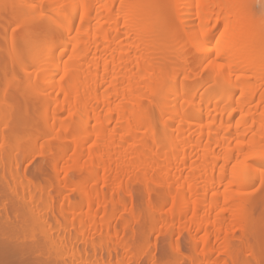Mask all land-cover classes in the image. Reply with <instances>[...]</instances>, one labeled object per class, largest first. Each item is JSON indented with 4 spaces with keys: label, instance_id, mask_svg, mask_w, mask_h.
Returning a JSON list of instances; mask_svg holds the SVG:
<instances>
[{
    "label": "bare ground",
    "instance_id": "obj_1",
    "mask_svg": "<svg viewBox=\"0 0 264 264\" xmlns=\"http://www.w3.org/2000/svg\"><path fill=\"white\" fill-rule=\"evenodd\" d=\"M232 1L174 2L175 18L195 48L199 74L183 65L184 46L177 51L182 59H174L182 62L167 69L169 27L140 0H39L42 26L31 0H14L10 18L22 33L9 46L4 43L7 47L1 30L3 16L10 14L3 12L13 2L0 0V45L26 80L25 96L21 93L26 105L15 113L13 100L21 102L12 93L17 71L11 77L8 65L0 63L6 84L3 90L0 86V264L137 263L141 254L135 252L143 250L135 251L125 239L141 219L126 197L132 183L148 191L150 229L193 233L191 264H240L241 249L253 254L255 264H264L246 244L256 223L240 194L262 173L254 165L264 167V22L253 27V22H239L242 9ZM32 68L46 85L43 99L36 97ZM27 126L33 129L32 141L23 134ZM50 152L54 160L44 185L35 170L20 171L19 161ZM83 170L88 183L71 176ZM159 194L170 199L168 212L167 201L152 200ZM54 195H63L62 200ZM232 202L229 217L219 212ZM119 211L128 217L117 227ZM239 231L243 246L237 251L229 237ZM74 242L89 245V253ZM173 249L183 256L180 243ZM120 250L122 260L117 259Z\"/></svg>",
    "mask_w": 264,
    "mask_h": 264
},
{
    "label": "rangeland",
    "instance_id": "obj_2",
    "mask_svg": "<svg viewBox=\"0 0 264 264\" xmlns=\"http://www.w3.org/2000/svg\"><path fill=\"white\" fill-rule=\"evenodd\" d=\"M14 0H4V2L5 3H7V4H11L10 2H13ZM141 1V4H147V5H149V6H151V7H153V11H155V13H157L158 14V12H159V14H161L163 17H164V21H165V26L168 28L169 27V33H170V35H171V39L169 40V44H170V48H169V50H171V52L169 51L168 53H167V62H166V67H167V69L170 71V70H173V69H176L177 67H178V62H180L181 61V57L180 56H178L179 55V53L177 52L178 51V49L180 48V46H184V47H186V50H185V55H187L186 56V58H188V59H182V63H183V65L187 62V69L189 70V71H198V73L200 74V72L202 73V71H200L199 72V70L198 69H196L195 68V62H196V55L194 54L195 53V48L192 46V42L191 41H189L188 40V37L185 35V33L183 32V29H182V27H181V25H180V23L177 21V19L175 18V8H176V4H174V2H176V0H140ZM31 2H32V4H33V6H34V9L36 8V13H35V20L37 19L38 20V22H37V24L39 25V26H42L41 24L43 23V20L41 21V18L39 17L40 16V14H41V9L40 8H38V5H39V0H31ZM234 2V3H233ZM236 2V3H235ZM153 3H156L155 5H153ZM233 3V4H232ZM237 3H238V1L237 0H233L232 2H231V6L233 5L234 7H236V8H238V9H240L241 10V18L239 17V19H241V20H239V22L241 21V22H243V24L244 23H246V22H253V25H252V27L253 26H256L257 24H259V23H261V22H264V0H240V2L238 3V6H237ZM6 4V5H7ZM7 6H9V5H7ZM12 8L13 7V9H15L16 8V4L13 2L12 4H11V6H9V8ZM6 8V7H5ZM10 8V9H11ZM155 8V9H154ZM5 10V9H4ZM7 10H9L8 9V7H7ZM6 10V11H7ZM3 12L4 13V15H6L7 13L8 14H12V9L10 10V11H8V12ZM35 12V11H34ZM43 12H45V11H42V14L41 15H44L43 14ZM243 13V14H242ZM7 15V17L5 18L3 15V19H5L6 21H8V22H6L5 20L3 21V23H4V26H8L9 28H7V32L5 31V29L4 28H6V27H4L3 28V25L0 27L1 29L3 28L4 29V31L8 34V35H6V33H5V35H4V31H2L1 30V32L3 33L2 35V37H7L6 39H7V43L6 42H4L3 40H1L2 38H0V40L3 42V43H1V44H3L4 45V43L7 45V44H10V41H11V39L12 38H19L20 37V35L21 34H18V33H20L21 31H20V29H22V27L20 28V26L18 27V26H16L15 24L13 25V23H15L14 22V18H12L13 19V22H12V20H11V18H10V16H12V15ZM243 18V19H242ZM30 20V19H29ZM41 21V22H40ZM11 22V27L9 26V24L8 23H10ZM35 22V23H36ZM79 22L80 21H76L75 23V27H76V29L81 25V23L79 24ZM1 23H2V19H1ZM167 23V24H166ZM31 24H33V25H35L36 26V24H34V23H32L31 22ZM77 24H79V26L77 25ZM240 24H242V23H240ZM19 25V24H18ZM77 25V26H76ZM163 25H164V23H163ZM30 26H32V25H30ZM34 26V27H35ZM0 32V33H1ZM18 32V33H17ZM22 33V32H21ZM174 34H175V36H174ZM183 34V35H182ZM179 35H181L180 37H177V36H179ZM189 39H190V37H189ZM0 41V42H1ZM172 41V42H171ZM172 44V45H171ZM6 45H4V46H6ZM3 46V47H4ZM7 46H9V45H7ZM6 46V47H7ZM0 47H1V52H0V63H2V65L3 64H7L8 65V71H9V76H13L14 75V73L17 71L16 69H14V67L15 66H13V64H12V62L10 63V58L8 57V56H5V54H6V50H8V48H3L1 45H0ZM3 48V49H2ZM176 48H177V50H176ZM173 49V50H172ZM29 50H27V51H23V56H26L29 52H28ZM174 51H176V53L174 52ZM27 52V53H26ZM31 52H32V50H31ZM5 53V54H4ZM172 53V54H171ZM187 53V54H186ZM4 54V55H3ZM175 54H177V55H175ZM180 55H182V57H183V53L181 52V54ZM185 55H184V57H185ZM171 56V57H170ZM180 57L181 59H180V61H175L174 59L176 58V59H178V57ZM1 57H3V58H1ZM174 57V58H173ZM7 58V59H6ZM2 59V60H1ZM5 62H4V61ZM186 60V61H185ZM3 61V62H2ZM180 62V63H181ZM185 62V63H184ZM176 63H177V65H176ZM179 63V64H180ZM15 68H17V67H15ZM173 68V69H172ZM196 70H195V69ZM33 69V68H32ZM31 69V72H32V74H34L33 76H32V78H31V82L32 83H35V85H36V87H37V93H38V96H36V97H38V98H41V99H43L45 96L43 95V93H45V89H46V85H45V83H44V80L43 79H41L40 77H39V75L37 74L38 72L36 71V70H32ZM19 71V70H18ZM16 72L15 74H16V79H15V77L13 78V79H15V81L16 80H18L17 82H15L16 84V87H15V89L17 88V91H15V89L14 90H12V93L14 92V96H16L15 98L17 99V98H20V101L21 102H19V100L17 99L16 101H15V99L13 100V103L15 104V108H14V104H13V108H14V112L15 111H17L18 109H20L21 108V110H23L25 107V105H26V103L25 102H23V100H22V98H24L23 97V95L25 96V94H24V92H26V80H25V77H24V74L21 72V71H19V72ZM35 71V72H34ZM37 74V75H36ZM17 75H19L18 76V78H17ZM60 78L59 77H57L56 78V83H58L60 80H59ZM59 80V81H58ZM5 82V80H3V79H1L0 80V86L2 87L3 86V88H2V90L3 89H5L6 88V86L4 87V85L3 84H5L4 83ZM211 84V83H210ZM6 85V84H5ZM210 86V85H209ZM208 85H207V87H209ZM0 87V88H1ZM206 87V88H207ZM206 88H205V91H206ZM19 89V90H18ZM262 89H264V86L261 88V90ZM2 90H0V92L2 91ZM204 90V89H203ZM202 90V92H201V94H203L204 93V91ZM260 90V91H261ZM15 92H17V94L15 93ZM263 92V91H262ZM21 93H23V95L21 94ZM40 96V97H39ZM12 97H13V95H12ZM18 101V103H16ZM25 101V100H24ZM23 103V104H22ZM157 106H159V105H157ZM23 107V108H22ZM12 108V109H13ZM32 109V108H31ZM32 112V111H31ZM15 113H18V112H15ZM22 113H24V112H22ZM25 114V113H24ZM24 114H23V116H24ZM29 114H31V113H29ZM36 114H38V113H36ZM41 114V113H40ZM40 114H38L39 116H40ZM33 115V114H32ZM38 115L36 116V115H34V117H38ZM27 116V114H25V117ZM24 117V118H25ZM30 117V116H29ZM32 117V116H31ZM39 118V117H38ZM27 119V118H26ZM28 120V119H27ZM52 120V119H51ZM26 125V124H25ZM27 125H28V123H27ZM29 126H27V128L25 129L24 127V130H26L27 132H25L24 133V131H23V134H24V136H25V134L26 133H28L29 135H28V137H27V134H26V137H27V139L26 140H28V138L32 135V133H33V129L32 128H28ZM31 127V126H30ZM41 128V127H40ZM57 131H58V129H56ZM55 130V131H56ZM56 131V132H57ZM31 134V135H30ZM31 138L32 137H30L29 139L31 140ZM55 139V141L52 139V144H53V146H55L56 147V145H57V140H56V138H54ZM32 141V140H31ZM30 142V141H29ZM54 142H55V144H54ZM42 145H43V143H42ZM40 146V148H41V145H39ZM88 147H89V145H87ZM53 151H55V149H53ZM52 152V151H51ZM51 152L50 153H47V154H45V155H42V154H44V153H40L39 154V156L38 155H35V159H34V155L33 154H31L30 156L32 157V159L31 158H29V160L27 159L25 162L24 161H19V166L21 165V168L19 167V169H20V171L22 172L23 171V169L25 170H27V168H28V171L27 172H31L32 173V171L33 172H35L36 171V173L38 174V180H39V183L40 184H42V185H44L45 183H46V179H47V174H48V165H49V161L53 158V160H54V157H52V155H51ZM53 154V153H52ZM53 160H51L50 162H53ZM253 164V163H252ZM50 166V165H49ZM256 168H259V169H261L262 170V173H254V172H249L250 174H251V176H255L256 174L259 176H257L256 175V178H257V182L255 181V179H254V181H255V183H253V185H251V186H249L248 188H246L245 190H242L241 192H240V194H242V196L243 197H245V200H247L246 201V204H245V209H246V213L248 214V211H249V213L250 214H248V215H252L251 216V218H255L254 219V223H256V224H253L252 223V225L255 227V229H256V232H255V234L252 232L251 233V231H250V233L251 234H254V235H246L247 236V238L248 239H250V240H246V244H249V248L251 247V248H254V250H253V252H255V254L256 253H258V255H260L262 258H264V238H262L263 240H262V242H261V245H259V243L260 242H258V238L261 236H257V234H258V228H259V231L261 230V233H262V231H263V225H262V227H258L257 228V226H260V222H258L259 220H261L262 221V218H263V214H262V210H264V167H263V165H261V164H256V165H254ZM27 167V168H26ZM35 170V171H34ZM37 170H39V171H37ZM87 171H85V170H83L82 171V174H80V172H77V173H74V175L71 173V176H75L74 177V180L75 181H77V182H79V181H81V182H84V183H86V181H87V183H88V178H89V175H88V173H86ZM79 174V175H78ZM56 174H54L53 176H54V178H56V176H55ZM64 176H65V173L64 172H62L61 174H60V178L62 177V178H64ZM263 176V177H262ZM57 177H58V175H57ZM78 177V178H77ZM260 177H262V182H260L261 181V179H260ZM135 184V185H134ZM104 185V184H103ZM133 185V186H132ZM102 186V183L99 185V187H100V189L102 188L103 190L105 189L106 190V186L104 185V187H101ZM144 186H142L140 183H132L131 185H130V190H131V192H132V194H130V195H128V196H126L127 197V200H128V203H130L129 204V206H131L132 208L134 207V208H136L135 210H137L139 213H140V216H141V219H140V222L139 223H134V224H132V226L130 227V229L128 230V233H127V235H126V240H127V242L129 243V245L130 246H132V248L135 246V248L136 249H134L135 251L137 250H140V248H141V250H143V251H139V253L138 252H135L136 253V255H140L141 254V257H139V260L137 261V263H135V264H175V262L177 263V264H179L180 263V261L183 263V264H191L190 263V260H189V257H188V255L191 253L190 252V250L192 251V249H191V247L193 246V241H194V239H192V236L194 237V235H193V233L192 234H190V233H188V232H184L182 235L180 234V233H171L170 234V232H168L167 233V231H165V229H164V227L162 226V228L161 229H164L163 231L160 229V232H157L155 229L154 230H152V229H150V228H152V226L150 227V224H152L151 222V216H147V215H149L148 213H146V209H149V208H146L145 206H147L148 207V205H146V203H148V201H149V194H148V191H146L145 190V187L143 188ZM161 190V191H160ZM159 191L160 192H162V189H160ZM72 192H70L69 194H71ZM68 195V194H67ZM72 196H71V198L73 199V197H76L75 195L73 196V193L71 194ZM55 196V199H57L58 200V202H60L62 199H61V197L63 196V195H61L60 197L58 196V197H56V195H54ZM157 197H158V199L154 196V198L152 199L154 202L156 201L157 202V200L160 202V198L161 197H159L160 196V194L159 195H156ZM162 196V195H161ZM163 197V196H162ZM60 198V199H59ZM129 198H130V200H129ZM247 198V199H246ZM74 199H76V198H74ZM73 199V200H74ZM132 199V200H131ZM147 199V200H146ZM150 199H151V197H150ZM161 199H163V201L165 202V201H167V199H168V201H170V199L168 198V197H166L165 199H164V197L163 198H161ZM60 200V201H59ZM143 200H144V202H143ZM56 201V200H55ZM145 201H146V203H145ZM152 201V202H153ZM167 201V202H168ZM57 202V201H56ZM151 202V201H150ZM154 202H153V204H154ZM164 202H163V204H164ZM24 203H26V202H24ZM145 203V204H144ZM235 202H232V204L231 203H229V204H227V205H225V207H227V208H225V211L223 212V209L222 210H219V212H221L222 214H224V215H226L227 217H229L230 216V212L233 210V209H231L232 207H233V205H235L234 204ZM132 204V205H131ZM159 204H161V203H159ZM165 204H167V203H165ZM164 204V206H165V210H167V207H170L169 205V202H168V206H166ZM21 205V203L19 204V206ZM155 205H156V203H155ZM231 205H232V207H231ZM249 205V206H248ZM23 206V205H22ZM231 208H230V207ZM246 206H248L247 208H246ZM224 207V206H223ZM234 208V207H233ZM230 209V210H229ZM147 211H149V210H147ZM169 210H167V212H168ZM120 212V215H119V213H118V216H117V219H116V222H115V225L117 226V227H119V225H121V224H119V223H121V219H122V217H124V215L126 216V217H128V214H127V212L125 211V212H123V211H119ZM264 212V211H263ZM259 213H261V214H259ZM121 214H122V216H121ZM259 214V215H258ZM262 216V218H261V216ZM119 216H121V217H119ZM254 216V217H253ZM257 216H260V219L258 220V218H257ZM119 218V219H118ZM121 220V221H120ZM252 220V219H251ZM151 221V222H150ZM264 221V220H263ZM262 221V222H263ZM150 223V224H149ZM258 223H260V224H258ZM162 225H163V223H162ZM176 225V226H175ZM179 225V223L177 222V224L176 223H174V226L177 228V226ZM252 225H250L251 226V228L253 227ZM158 226L159 227H161V224L159 225H157V228L156 229H158ZM165 226V225H164ZM180 226H178V228H179ZM121 228V227H120ZM120 228H118V229H120ZM176 228H174V229H176ZM177 228V229H178ZM254 229V230H255ZM149 230H152L153 232H150ZM252 230H253V228H252ZM165 231V232H164ZM249 231H248V233H249ZM180 232V231H179ZM237 233V234H236ZM235 233V236H234V238L232 237L233 235H230V237H229V240H230V242L232 243V241H233V244L234 245H236L235 246V249L238 251L239 249H240V245L242 244V239L241 238H239V237H242L241 236V232L239 231V232H236ZM249 233V234H250ZM260 233V232H259ZM192 235V236H191ZM237 235V236H236ZM259 235V234H258ZM202 236V235H201ZM200 236V234H199V238L201 237ZM72 237H74V234H73V236ZM258 237V238H257ZM262 237H264V236H262ZM238 238V239H237ZM246 238V237H245ZM125 240V241H126ZM241 242V243H240ZM248 242V243H247ZM69 243V242H68ZM144 243H145V245H144ZM178 243H180L181 244V246L183 247V250H184V254H183V256L181 255V256H179V254L177 253V251H175V249H173L174 248V246L175 245H177ZM75 244H76V246H75ZM142 244L144 245V246H142ZM232 244V245H233ZM237 244H238V247H237ZM86 245V244H85ZM84 245V243L83 242H77V243H75L74 242V244H73V246L76 248L77 247V249H78V247H79V249L78 250H85V249H88V253H89V245L87 246H85ZM172 245H173V247H172ZM233 245V246H234ZM250 245H252V246H250ZM144 247V248H142V247ZM242 246H243V244H242ZM138 247H139V249H138ZM247 247V248H248ZM84 248V249H83ZM147 248V249H146ZM242 248V247H241ZM80 250V251H81ZM148 250V251H147ZM236 251V252H237ZM141 252H143L144 253V257L142 256L143 255V253H141ZM149 252V253H148ZM243 253V251H242V249L240 250V253ZM249 252V251H248ZM247 251L246 252H244L243 254L241 253L240 255L242 256V257H240V258H242V260H239V261H241L240 262V264H255V262H254V258L252 257L253 256V254H251L250 252L248 253ZM252 252V253H253ZM81 253H83V252H81ZM146 253V254H145ZM175 253H177V255L175 254ZM123 252H121V250H120V252H119V258H117V259H119V260H122V257H123ZM104 255V256H103ZM102 255V257H103V259H105V260H108V258L106 257L107 255H106V253H104ZM176 255V256H175ZM240 255H238V256H240ZM245 255V256H244ZM178 256V257H177ZM98 257H100V256H98ZM146 257H148L149 259H147ZM152 257V258H151ZM181 257V258H180ZM175 258V259H174ZM178 258V259H177ZM220 258L221 259H223L224 257L223 256H220ZM253 258V259H252ZM99 259V258H98ZM153 259V260H152ZM179 259H181L180 261H179ZM114 260L115 259H113L112 261L114 262ZM177 260V261H176ZM116 261V260H115ZM100 262V261H99ZM179 262V263H178ZM239 263V262H238ZM264 263V262H263Z\"/></svg>",
    "mask_w": 264,
    "mask_h": 264
}]
</instances>
